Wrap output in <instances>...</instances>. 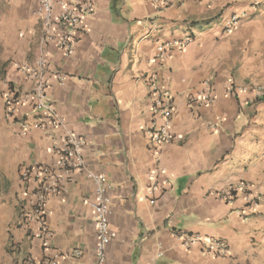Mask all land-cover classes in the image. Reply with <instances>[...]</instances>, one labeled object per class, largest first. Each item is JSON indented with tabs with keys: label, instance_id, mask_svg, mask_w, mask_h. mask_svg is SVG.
<instances>
[{
	"label": "crops",
	"instance_id": "0c3cea01",
	"mask_svg": "<svg viewBox=\"0 0 264 264\" xmlns=\"http://www.w3.org/2000/svg\"><path fill=\"white\" fill-rule=\"evenodd\" d=\"M92 1L87 30L66 57L42 43L40 0H0V264L54 253L60 264L96 260V220L85 201L94 184L85 173L63 172L67 192L48 200L47 252L34 237L37 225L25 220L35 184L22 180L21 170L57 162L63 131L22 135L33 105L16 103L10 115L6 93H31L36 80L16 65L36 67L40 56L47 62L40 75L50 84L47 100L85 141L90 168L111 183L116 239L105 264H264V99L227 92L230 84H264V0H168V8L154 0ZM234 16L240 23L227 34ZM190 35L183 49L158 50L161 42ZM205 80L214 103L191 106L188 96ZM153 82L172 93L176 108L159 161L147 135ZM155 168L166 173L153 178ZM240 183L258 207L243 193L230 202L220 198ZM182 235L223 240L228 254H207L202 244L187 248Z\"/></svg>",
	"mask_w": 264,
	"mask_h": 264
},
{
	"label": "built area",
	"instance_id": "2783aa9c",
	"mask_svg": "<svg viewBox=\"0 0 264 264\" xmlns=\"http://www.w3.org/2000/svg\"><path fill=\"white\" fill-rule=\"evenodd\" d=\"M156 6L168 8V0H154ZM95 12V5L92 0H40L39 14L42 19V43L55 46L64 56L70 57L74 54L79 34L87 30V19ZM240 17L234 16L226 25L225 32L231 34L239 25ZM193 41L192 35L186 36L178 41L161 42L158 50L163 53L183 49ZM47 62L44 56H40L37 66L16 65L18 71L26 77L36 80V85L28 94L15 93L9 89L6 93V103L10 115L14 114L13 106L16 103L31 104L35 111L33 119H24L21 122L22 135L26 136L31 130L58 129L63 131L59 158L57 162L46 164L40 163L31 167H23L21 179L24 181L33 180L35 186L33 199L25 212V220L37 225L34 237L42 242L44 252L49 250L53 237L52 230L47 222L48 200L51 195L67 190L62 187L63 172L80 171L85 173L87 178L94 184L92 197L86 198L94 212L97 227L96 260L93 264L106 263V250L110 242L116 239V233L110 227L111 199L109 192L111 183L104 174L93 171L87 164L84 157L85 141L74 131L68 128L63 117L55 110L47 100L50 84L41 80L40 75L45 69ZM56 79L61 85H65L66 77L58 74ZM151 101L153 103V123L147 131L150 148L156 161L160 160L163 147L172 139V119L176 108L174 96L169 90L162 89L154 82L151 84ZM227 92L234 96L240 93H251L254 99H264V84L254 83L249 86L228 85ZM215 101L214 87L210 80L202 83V88L197 94L188 96V103L191 106H210ZM166 173L165 170L154 169L152 177ZM247 184L240 183L232 186L220 198L230 202L239 193L247 194V198L254 208L258 207V198L249 194ZM258 201V202H257ZM182 244L192 248L197 244L203 245L207 254L224 256L228 254V246L220 239L205 240L198 236L182 235ZM61 255L54 253L51 256L41 259L29 257L25 264H60Z\"/></svg>",
	"mask_w": 264,
	"mask_h": 264
}]
</instances>
